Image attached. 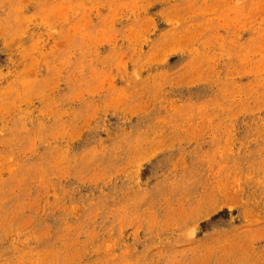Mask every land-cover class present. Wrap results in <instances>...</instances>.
Listing matches in <instances>:
<instances>
[{"label": "rangeland", "instance_id": "374dc122", "mask_svg": "<svg viewBox=\"0 0 264 264\" xmlns=\"http://www.w3.org/2000/svg\"><path fill=\"white\" fill-rule=\"evenodd\" d=\"M0 264H264V0H0Z\"/></svg>", "mask_w": 264, "mask_h": 264}]
</instances>
